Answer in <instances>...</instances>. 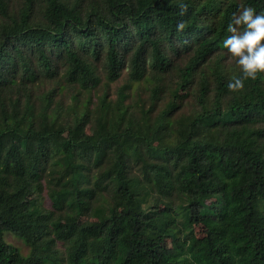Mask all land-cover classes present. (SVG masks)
<instances>
[{
  "label": "trees",
  "instance_id": "1",
  "mask_svg": "<svg viewBox=\"0 0 264 264\" xmlns=\"http://www.w3.org/2000/svg\"><path fill=\"white\" fill-rule=\"evenodd\" d=\"M245 6L0 0V264H264V74L230 90L223 47ZM60 76L87 95H36Z\"/></svg>",
  "mask_w": 264,
  "mask_h": 264
},
{
  "label": "clouds",
  "instance_id": "2",
  "mask_svg": "<svg viewBox=\"0 0 264 264\" xmlns=\"http://www.w3.org/2000/svg\"><path fill=\"white\" fill-rule=\"evenodd\" d=\"M182 28L183 24L178 25V29ZM227 31L230 35L223 40V47L240 69V75L228 83L235 92L244 88L246 80L264 74V13L245 6L232 14Z\"/></svg>",
  "mask_w": 264,
  "mask_h": 264
},
{
  "label": "rangeland",
  "instance_id": "3",
  "mask_svg": "<svg viewBox=\"0 0 264 264\" xmlns=\"http://www.w3.org/2000/svg\"><path fill=\"white\" fill-rule=\"evenodd\" d=\"M228 58V64L229 65H234L236 67L239 68V66L235 63V58L231 57L230 55L227 57ZM100 77H101V84L99 85L97 91L94 92L93 95H103V92L109 90L110 95H111V99L112 100H116L117 99V95H120L121 89L128 84V72L123 74V77L118 80L117 82L111 83L109 84L106 76L104 74L101 73L100 71ZM61 76L53 81H48L43 83V85L41 86H37L36 87V95H42L45 94L43 93L44 89L45 92H47L48 90H50L51 88H55L57 89V87L59 88V86L62 84L63 86V93H57V95H71V93H76L77 91L73 90L72 88H68L67 86H65L64 82H61ZM40 83V82H39ZM37 83V85L39 84ZM170 84V83H169ZM169 86V85H168ZM77 89L79 90L80 95H87L84 92H81L80 89L77 87ZM79 93L77 95H79ZM147 95V93H145ZM65 103L68 104V100H65ZM6 239L8 241V243H10L11 245L18 247L21 252H23L24 255H27L29 253V249L28 247L24 244V242L22 241V239L16 238L13 235H10V233L6 234Z\"/></svg>",
  "mask_w": 264,
  "mask_h": 264
}]
</instances>
